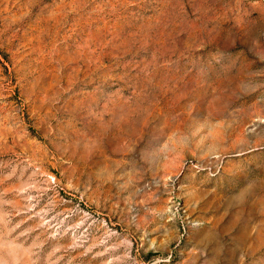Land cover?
Listing matches in <instances>:
<instances>
[{
	"label": "rangeland",
	"instance_id": "obj_1",
	"mask_svg": "<svg viewBox=\"0 0 264 264\" xmlns=\"http://www.w3.org/2000/svg\"><path fill=\"white\" fill-rule=\"evenodd\" d=\"M0 264H264V0H0Z\"/></svg>",
	"mask_w": 264,
	"mask_h": 264
}]
</instances>
